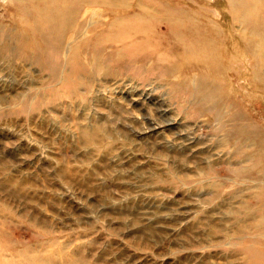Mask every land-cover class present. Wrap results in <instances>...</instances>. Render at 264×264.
<instances>
[{
    "label": "rangeland",
    "instance_id": "obj_1",
    "mask_svg": "<svg viewBox=\"0 0 264 264\" xmlns=\"http://www.w3.org/2000/svg\"><path fill=\"white\" fill-rule=\"evenodd\" d=\"M156 1L234 35L207 105L161 15L136 49L122 11L0 0V264L264 263L261 36L240 0Z\"/></svg>",
    "mask_w": 264,
    "mask_h": 264
},
{
    "label": "bare ground",
    "instance_id": "obj_2",
    "mask_svg": "<svg viewBox=\"0 0 264 264\" xmlns=\"http://www.w3.org/2000/svg\"><path fill=\"white\" fill-rule=\"evenodd\" d=\"M38 1L44 2L46 8L50 11L53 8L54 10L64 9L67 14L73 13V11L76 9L86 5H101L108 11L119 10L129 15H133L131 17L138 19L139 22H137L136 25L129 24V27L126 29L124 27L127 35L129 34L128 37H126L125 40H117L120 45L126 46V48L134 47L138 49V47L141 48L144 47L142 45H147L150 43L151 38H148V36L146 37V35H142V33L148 29V26L144 24V19H146V16H155V19H160L158 18V15H161V17H163L165 20H168L167 24L170 31V39L164 40L159 37L160 42H165L167 46L170 47L172 54L173 51L182 52L184 54L188 53L192 57L186 56L188 58L187 62L196 61L197 63L191 64L202 68L205 70V72L207 71L206 75L211 78L210 79L206 76V81L201 83L204 85L200 89H193V87L188 89L189 94L195 97L199 103L208 104L215 99L217 88L215 85L212 86V81L209 80H213V78L218 79L217 76L222 75L224 71L227 75L225 79L236 78L232 72H229V70L228 73L230 74H227V70H225V64L221 60L224 50L231 49L230 44L234 43L235 38L234 35H232L233 33L230 34L229 37L228 35L227 37H224L219 29L211 32L210 28H200V19L196 15L191 14L189 10H184L181 8L179 9L176 7L170 8L168 10L166 8V3L158 2L156 0H71L69 2H63V0H36V2ZM249 1L250 0H240V4L242 5L239 9V18H242L243 22L247 21V25L252 27L253 31H255L257 34H260L262 39L261 43L264 45V0ZM132 26H135V28L137 26V28H134L135 30H133L131 29ZM232 26H235L234 20L232 21ZM244 45V50H247L248 52L247 55L245 54L247 60L252 63V46L249 42H246ZM150 57L151 56L149 55H145L144 60H149ZM234 61L235 58L233 55L231 62L226 65L232 66L231 63ZM174 64L176 63L174 62ZM261 64L264 65L263 62H261ZM259 68L261 69V67ZM259 78L264 79V76L260 75ZM192 83L195 85L194 81H192ZM199 90H201L199 94L200 96H198ZM233 116H235V114ZM233 126L235 128V124H233ZM238 132L243 134L247 133L240 131ZM259 147L260 148L253 159V162H257V165H259L264 160V139H259Z\"/></svg>",
    "mask_w": 264,
    "mask_h": 264
}]
</instances>
